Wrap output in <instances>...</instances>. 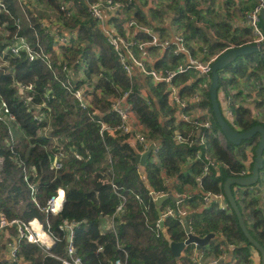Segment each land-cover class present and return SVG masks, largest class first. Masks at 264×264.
I'll use <instances>...</instances> for the list:
<instances>
[{"label": "trees", "instance_id": "trees-1", "mask_svg": "<svg viewBox=\"0 0 264 264\" xmlns=\"http://www.w3.org/2000/svg\"><path fill=\"white\" fill-rule=\"evenodd\" d=\"M5 1L14 15H21L14 8L15 0ZM39 1L42 4L47 2ZM48 1L51 9L59 10V0ZM63 1H73L78 12L76 18L65 22L66 27L77 32V35L64 50L63 58L74 71H77L79 61H82L87 66L86 76L95 78L99 95H94L90 113L97 109L100 115H95V119L91 120L87 111H81L74 104L52 71L40 63L11 60L5 73L0 70V107L5 104L16 120L10 123L11 133L7 125L0 122V211L8 220L16 219L25 223L33 220L32 225L36 224L35 229L41 231L38 222L34 221L38 220L55 242L52 249L47 250L38 243L21 241L17 244L18 256L26 264H62L68 244L66 234L58 226L68 222L78 224L74 230L73 248L83 264H109L117 259L126 264H184L193 257L195 246H187L178 259L173 256L171 243L185 241L183 226L179 219L172 218L166 219L164 227L156 230L158 217L150 190L167 192L164 178L168 177L178 180L180 185L175 188L178 192L188 185L199 186L203 193H223L225 181L236 177L249 158L252 161L251 173L259 136L243 141L239 146L228 142L225 148L221 146L218 138L212 135L220 130L212 114L209 83L203 86L195 71L178 75L175 84L182 87L180 92L187 96L198 90L203 92L201 107L211 115L212 132L177 122L174 117L176 108L168 104L166 87L162 84L154 86L148 77L135 76L130 79L114 49L106 42L98 23L86 13L84 5L78 0ZM113 2L125 5L122 13L127 19H136L141 25H149L147 19H150L171 26L174 32L193 45L192 54L205 49L209 56L216 55L247 46L252 40L251 32L244 27L243 22L245 14L253 8L254 0H186L183 4L177 0H156L150 4L146 2L142 7L135 1L131 4H127V0ZM37 14L44 17V13ZM1 20L5 19L1 17ZM117 20L112 19L116 31L128 40L127 34L131 36L133 30L127 31L118 26ZM23 26L24 31L28 32L24 21ZM261 26L264 31L263 23ZM136 37L139 41L148 39L142 32H138ZM134 52L139 57V53ZM161 58L154 65L157 70L175 69L179 64V59L167 55ZM223 74H227L228 78L223 79ZM58 77L65 79L62 73ZM219 77L218 92L230 97L232 102L231 123L221 110L230 127L240 133L254 126L264 128V51L236 59L219 73ZM13 79L15 82L32 84L38 93L34 102L44 100L51 110L50 130L46 136L44 131L43 135H38L46 124L37 125L22 101L30 92L18 89ZM244 80H253L259 85L249 95H245L241 89ZM124 93H128L126 104L143 133L159 147V151L148 158L142 172L135 162L136 155L142 149L136 144L130 145L128 136L105 134L101 138L99 135L100 121L111 125L120 122L111 103ZM253 94L256 95L255 99L248 102ZM16 126L18 131L13 129ZM177 134L192 135L193 139L204 136L203 151L221 164L219 171L201 176L202 165L194 159L197 144L179 145L175 141ZM12 136H24L27 143H14ZM51 137L66 154L57 172L49 168V156L53 150ZM24 169L31 183L36 185V202L23 180ZM198 177L200 183L196 181ZM260 177L264 182V168ZM63 189L65 200L61 212L56 216L46 214L43 209L47 201L58 190V197H63ZM231 191L249 234L264 248V212L254 189L240 190L232 186ZM116 193L125 198V203L114 218L113 229L100 233V218L111 217L121 203ZM187 204L192 210L201 208L202 196L192 197ZM166 206L174 205L168 202L163 208ZM187 221L193 235L205 237L213 233L216 238L225 240L229 247H226L228 260L220 264H254L252 254L256 255L260 264L259 253L244 237L233 213L227 214L212 204L202 212L190 215ZM6 236L8 240L15 238L17 230L14 227L5 228L3 236L0 235V264H15L5 255L3 244ZM201 251L207 258L221 256L215 240Z\"/></svg>", "mask_w": 264, "mask_h": 264}, {"label": "built area", "instance_id": "built-area-1", "mask_svg": "<svg viewBox=\"0 0 264 264\" xmlns=\"http://www.w3.org/2000/svg\"><path fill=\"white\" fill-rule=\"evenodd\" d=\"M82 2L86 8V13L90 18L95 20L99 29L104 36L106 42L114 49L121 66L126 72V75L132 79L135 76L148 77L150 78L154 86L162 84L166 87L168 92V104L171 107H175V120L198 128L205 129L212 132V121L209 112L201 107L203 101V92L198 90L195 94L187 96L182 94L180 89L175 84V79L178 75L187 73L188 71H195L198 78L201 80V84L205 86L210 83L211 66L219 55L209 56L205 49L200 52L196 50L195 54L189 50V44L185 38L176 33L172 32V36L168 39H163L154 30V27H146L144 29H138V23L133 20H127L124 13H122L123 6L120 3H115L113 0H78ZM59 10L50 8V3L47 0L45 4H42L39 0H15L14 8L21 12L20 16L14 15L9 9L8 4L5 0H0V70L4 73L9 68V61L11 60H24L28 63H40L44 65L48 70L52 71L56 69V77L60 81L62 87L70 94L74 104L81 110L87 111L91 120H94L95 115L99 116L97 109L90 113V109L93 108L94 95H99V91L96 90L95 78L92 76L90 79L86 76L85 70L87 66L79 61L77 71H74L69 67V64L63 58L64 50H66L71 40L76 37L75 31L68 29L65 22L77 16V9L75 3L64 2L59 0ZM37 12L44 13V17H39ZM264 13V0H254L253 8L245 14L243 25L248 28L251 32L252 40L249 45H256L262 47L264 45V31L261 26V13ZM1 17L5 20L2 21ZM113 18H117L116 24L129 31L134 29L137 33L142 32L147 36V40L144 42L135 41L133 35L128 40H125L116 31L115 23L112 21ZM109 19H111L109 21ZM108 20V22H107ZM23 21L26 23L28 32L24 31ZM39 27L38 31L37 27ZM153 49L159 52L157 58H153L148 55L147 50ZM139 53V57L136 56L135 52ZM167 55L175 59H179L180 63L175 69H163L157 70L154 65L158 63L162 58L161 56ZM52 59V60H51ZM53 61V62H52ZM55 71V70H54ZM64 74L65 79H60L58 74ZM223 79H227L228 75L223 74ZM13 83L18 89L23 91H29L30 95L26 98H22V101L30 113L33 121L37 125H44V128L39 132V135L46 136L50 128V109L45 104L44 100L40 103H35L34 100L38 93L34 90L32 84H24L22 82ZM256 81L244 80L241 82V89L245 95H249L255 87H258ZM128 93H124L123 96L114 100L111 103V108L120 119L117 125L106 124L99 122V135L104 138L105 134L111 136H128L129 143L132 145H138L142 152H146L151 145L154 146L151 155H155L159 151V147L156 143H151L143 133L142 127L132 114L130 107L126 104ZM256 95L253 94L248 102L255 99ZM149 104L150 102L147 101ZM231 98L223 96L222 106L226 111V115L232 122L233 112L231 109ZM14 115L9 112L5 104L0 107V122L7 125L8 131L10 132L9 122H15ZM218 138L221 146L226 147V140L222 136L221 132L218 131L213 133ZM175 141L179 145L192 146L194 143L197 144V151L194 155L195 161H198L202 165L201 176H206L212 171H219L221 164L216 160L212 159L211 156L203 151L205 149L204 136L193 139L192 135L183 136L181 134L175 135ZM51 144L53 150L50 153V170L57 172L62 167V161L66 157V154L58 147V142L51 137ZM1 160V159H0ZM252 161L249 158L245 162V167L241 169L237 176L234 178H245L250 173V165ZM2 164V160H1ZM24 171V181L31 191V195L34 196L37 192L34 184L29 182L27 172ZM200 183V177L196 179ZM112 187L117 191L115 185ZM171 190L166 191H153L150 190V197L154 202L161 196L172 194L175 203L174 206L161 207V217L158 218L155 228L157 231L161 229L160 221L165 222L166 219L177 218L182 224L183 219L186 220L188 228L189 222L187 218L191 215L190 208L187 202L192 198L191 194L176 191L172 187ZM253 189L251 187H246ZM244 187L238 188L240 190L246 189ZM121 203L116 209V212L109 217L113 225L115 216L121 211L125 198L116 193ZM202 208L207 209L210 205L214 204L220 211L227 214L233 213L226 196L223 193L211 194L202 193ZM56 195L51 197L46 207L43 209L46 214L56 216L62 209V202L60 206L56 205ZM15 227L17 230V237L12 243H8L9 258L15 264H22L21 258L18 256L17 244L21 241L27 243H38L35 232L30 226V223L22 222L21 220H8L3 212L0 211V231L5 228ZM41 230L43 226L40 224ZM77 227L74 223L62 222L58 229L61 232L68 233L70 235L69 241H67L66 256L61 260L62 264H83L81 259L76 255L75 249L73 248V234L74 229ZM218 245V251L221 252L220 257H209L207 258L202 251H199L191 258L192 264H220L221 261L228 260V254L226 249L229 248L225 240L220 237L216 241ZM45 247V246H44ZM227 247V248H226ZM48 249L47 247H45ZM125 259L127 257L124 253ZM109 264H126L121 259L115 260Z\"/></svg>", "mask_w": 264, "mask_h": 264}, {"label": "water", "instance_id": "water-1", "mask_svg": "<svg viewBox=\"0 0 264 264\" xmlns=\"http://www.w3.org/2000/svg\"><path fill=\"white\" fill-rule=\"evenodd\" d=\"M260 17L264 25L263 12L261 13ZM263 51H264V45L262 47H257L256 45H247L241 48H232L221 53L212 63L210 83L208 88V96L212 108L213 118L217 123L219 130L222 136L224 137V139L226 140V142L234 146H239L243 141H250L254 136L256 135L259 136V143L254 153V162L252 165L251 174L245 178H228L223 185V192L226 196L227 202L233 214L236 216L239 228L242 231L244 237L259 253L260 264H264V248L259 243H257L249 234L244 224L241 213L237 207L235 198L232 194L231 187L232 186H236L237 188L251 187L254 189L256 193L257 200L261 201L260 189L255 185L260 177V172L264 168V128L261 126H254L250 130L243 133L237 132L234 129H232L230 125L223 118L218 101V91H219V80H220L219 73L225 67L234 63V61H236V59L240 57H245L255 53H262ZM153 148L154 146L151 145L146 152H144L143 154L136 155L135 162L136 164L139 165L140 172H142L144 165L146 164V161L148 160V158L150 157L153 151ZM166 201H171L172 203H174L175 199L171 194H168L166 196H161L154 201V207L158 218L161 217V207L163 203ZM181 221L186 234V240L182 243H171L170 245L171 252L176 259L180 258L182 252L187 246L194 245L196 251L199 252L201 249L207 247L211 242V240H213L215 237L213 233H210L205 237L195 236L190 233L186 221L184 219ZM163 226H164L163 221H160V227L162 228ZM69 239H70V235L68 234L66 240L69 241ZM54 245L55 244L53 243V241L50 244H46L49 250L52 249Z\"/></svg>", "mask_w": 264, "mask_h": 264}, {"label": "crops", "instance_id": "crops-1", "mask_svg": "<svg viewBox=\"0 0 264 264\" xmlns=\"http://www.w3.org/2000/svg\"><path fill=\"white\" fill-rule=\"evenodd\" d=\"M133 1H135L138 5H140V7H142V5H144L146 2H148L149 4L150 3H152V1H156V0H127V4H131ZM178 2H180L181 4H183V2H185L186 0H177ZM82 3V2H81ZM83 4V3H82ZM120 4H122V3H120ZM84 5V4H83ZM122 6H123V8L125 7V5H123L122 4ZM85 7V6H84ZM86 9V8H85ZM147 14H148V12H147V10L145 9L144 10ZM77 15H78V13H77ZM125 15V14H124ZM148 16V15H147ZM77 17V16H76ZM76 17H74V18H76ZM126 17V16H125ZM74 18H72V19H74ZM127 19V18H126ZM111 19H109V21H110ZM127 20H133V21H135L136 23H138V21L136 20V19H133V18H131V19H127ZM147 21L150 23L149 25H147V24H145V25H141V24H139L138 23V29H144V28H146V27H154V30L160 35V37L161 38H163V39H168V38H170L171 36H172V32H174L172 29V27L171 26H167V25H162V24H158L155 20H151L150 21V19H147ZM107 22H108V20H107ZM68 29H70L69 27H68ZM131 30H133V34L130 36L129 35V33L127 34V37H128V39L130 38V37H132L133 35H137L138 33L134 30V29H131ZM120 35V34H119ZM121 36V35H120ZM122 37V36H121ZM135 38H132L133 40H135V41H139L138 39H137V37L136 36H134ZM140 42H144V41H140ZM188 44H189V50L191 51V50H193V49H191V47H193V45H190V43L188 42ZM151 50H152V52H151ZM147 53H148V55L150 54V56H152L153 58H154V56H155V58H157L156 57V55H159V52H157L156 50H153V49H148L147 50ZM223 53V52H222ZM221 54V53H220ZM220 54H216V55H220ZM211 56H215V55H211ZM179 63H180V61H179ZM140 78H143V77H141V76H139ZM248 81V80H247ZM250 81H253V80H250ZM263 84H264V82H263ZM262 84V85H263ZM223 96H226L224 93H220V92H218V101L220 100V102H221V105H222V100H223ZM220 102H219V104H220ZM129 106V105H128ZM221 107V106H220ZM222 110V109H221ZM59 144V143H58ZM130 144V143H129ZM130 145H132V144H130ZM59 146V145H58ZM139 154H143V153H139ZM138 155V154H137ZM151 156V155H150ZM63 162V161H62ZM0 164H1V160H0ZM49 168H50V166H49ZM54 172V171H53ZM27 175H28V177L30 178V176H29V174L27 173ZM24 178V177H23ZM24 180V179H23ZM25 182V181H24ZM29 182L31 183V181L29 180ZM164 183H165V189H167V190H171V188L170 187H172L173 189H175V188H177V185L179 186L180 184H179V182H178V180H176V179H174V178H168V177H165L164 178ZM198 183V182H197ZM33 184V183H32ZM27 185V184H26ZM35 185V184H34ZM28 187V186H27ZM35 187H36V185H35ZM28 189H29V187H28ZM36 190H37V188H36ZM61 190V189H60ZM60 190H58V191H56V197L58 198V193L60 192ZM64 190V189H63ZM29 191H30V189H29ZM182 191L183 192H186V193H189V194H191V196L192 197H194V196H198V195H200V194H202L203 192L201 191V189H200V187L199 186H194V187H192V186H183L182 187ZM256 194V193H255ZM30 195H31V191H30ZM36 195V194H35ZM35 195L34 196H32L33 197V201L34 202H36V199H35ZM172 195V194H171ZM260 195H261V193H260ZM173 196V195H172ZM64 200H65V190H64V196H63V199H62V207H63V204H64ZM171 203V204H174V203H172L171 201H166V202H164L163 203V205L164 204H166V203ZM259 203H260V205H261V207H262V210H263V212H264V202H263V200H262V197H261V201H259ZM163 205H162V207H163ZM188 207L190 208V211H191V215L193 214V213H198V212H202V210H203V208L201 207V208H199V209H197V210H192L191 209V207L188 205ZM62 210V209H61ZM61 212V211H60ZM53 216V215H52ZM185 220V219H184ZM33 221V220H32ZM34 221H37L38 222V224H39V226H40V222L38 221V220H34ZM186 221V220H185ZM114 222V221H113ZM27 223H30V225H31V222H27ZM187 223V222H186ZM74 224H76V223H74ZM42 225V224H41ZM77 225V227H78V224H76ZM43 226V225H42ZM183 226V225H182ZM76 227V228H77ZM164 227V226H163ZM162 227V228H163ZM15 228V227H14ZM75 228V229H76ZM161 228V229H162ZM16 229V228H15ZM74 229V230H75ZM99 231H100V233H107V232H110L112 229H113V225H112V223H111V221L109 220V217H105V218H100V223H99ZM183 229H184V227H183ZM5 230V229H4ZM46 235H48L47 234V232L45 231V229H44V227H43V230H42ZM41 231V232H42ZM42 232V233H43ZM184 233H185V231H184ZM66 234V238H67V235H68V233H65ZM0 235H2L3 236V233H0ZM74 235V234H73ZM49 236V235H48ZM17 237V236H16ZM15 237V238H16ZM8 237L6 236V240L4 241V243H5V255H6V257L8 258V260H10V258H9V249H8V247H7V244L8 243H12L13 242V240L15 239V238H10V240H8L7 239ZM220 237H214V239L213 240H215V241H217L218 239H219ZM50 241H53V243L55 244V242H54V240L49 236V238H48ZM52 239V240H51ZM185 240H186V234H185ZM213 240H211V241H213ZM67 241V240H66ZM32 244V243H31ZM33 244H35V243H33ZM38 244H39V242H38ZM41 245V244H40ZM41 246H45V247H47L48 248V246H46V244H42ZM47 250H49V249H47ZM202 250V249H201ZM200 250V251H201ZM198 252L196 251V249H195V251H194V254H193V256L195 255V254H197ZM181 256H182V254H181ZM180 256V257H181ZM192 258V257H191ZM191 258L189 259V261H187V262H185L184 264H190L191 263ZM22 260V264H26L24 261H23V259H21ZM253 260H254V264H255V262H258V259L256 260L255 259V257H254V255H253ZM11 261V260H10ZM178 264H181V262H179Z\"/></svg>", "mask_w": 264, "mask_h": 264}, {"label": "rangeland", "instance_id": "rangeland-1", "mask_svg": "<svg viewBox=\"0 0 264 264\" xmlns=\"http://www.w3.org/2000/svg\"><path fill=\"white\" fill-rule=\"evenodd\" d=\"M72 41V40H71ZM52 60V59H51ZM53 62V61H52ZM55 70V71H54ZM53 70V73H54V75H55V77H56V69H54ZM219 102H220V100H219ZM220 106H221V109H222V112H223V115H224V117H225V119L229 122V123H231V121H230V119H229V117L226 115V111H225V109H224V107L221 105V102H220ZM9 128H10V133H11V131H12V127L10 126V122H9ZM15 131H18V127L16 126L15 128H13ZM49 130H50V128H49ZM39 135V134H38ZM40 136V135H39ZM117 136H119V135H117ZM12 141L14 142V143H21L22 145H25L26 143H27V141H26V139H25V137L24 136H19V137H14V136H12ZM0 168H1V164H0ZM255 186H257V187H259V189H260V193H261V197H262V200H263V202H264V182L262 181V178L260 177V179H259V181L256 183V185ZM4 232V230H1L0 231V233H3ZM52 240V239H51ZM39 242V241H38ZM52 242V241H51ZM39 244H41L42 245V243H40L39 242ZM50 244V243H49ZM4 245V248H5V243L3 244ZM252 255H254V254H252ZM254 257H255V259L257 260L258 258L256 257V255H254ZM255 264H258V262H255Z\"/></svg>", "mask_w": 264, "mask_h": 264}, {"label": "bare ground", "instance_id": "bare-ground-1", "mask_svg": "<svg viewBox=\"0 0 264 264\" xmlns=\"http://www.w3.org/2000/svg\"><path fill=\"white\" fill-rule=\"evenodd\" d=\"M62 199H63V197H58L57 199H56V205H57V207H59L60 206V203L62 202ZM35 225L36 224H34V225H32V221H31V228L33 229V231L35 232V235H36V238H37V240L40 242V243H42V244H49V243H51V241L48 239L49 238V236L48 235H46L42 230V232L40 231V230H38V229H35ZM37 225H39L38 223H37Z\"/></svg>", "mask_w": 264, "mask_h": 264}]
</instances>
